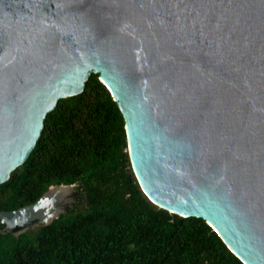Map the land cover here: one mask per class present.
I'll list each match as a JSON object with an SVG mask.
<instances>
[{"label":"water","instance_id":"95a60500","mask_svg":"<svg viewBox=\"0 0 264 264\" xmlns=\"http://www.w3.org/2000/svg\"><path fill=\"white\" fill-rule=\"evenodd\" d=\"M93 73L148 198L264 264V0H0V185ZM52 188L0 219L51 223Z\"/></svg>","mask_w":264,"mask_h":264},{"label":"trees","instance_id":"16d2710c","mask_svg":"<svg viewBox=\"0 0 264 264\" xmlns=\"http://www.w3.org/2000/svg\"><path fill=\"white\" fill-rule=\"evenodd\" d=\"M61 185H75L74 201L51 223L9 229L0 219V264H244L206 220L148 198L123 113L99 74L47 114L29 158L0 185V210Z\"/></svg>","mask_w":264,"mask_h":264},{"label":"rangeland","instance_id":"374dc122","mask_svg":"<svg viewBox=\"0 0 264 264\" xmlns=\"http://www.w3.org/2000/svg\"><path fill=\"white\" fill-rule=\"evenodd\" d=\"M60 188H68V189L66 191V190L60 189ZM52 189L53 190H51L48 193L47 198L50 199L51 201H53L51 204H52V207H54V209H64V207L66 205H68L74 201L73 194L75 192V185L53 187ZM63 190H64V192L60 193V191H63ZM37 227L38 226H35L34 228H37Z\"/></svg>","mask_w":264,"mask_h":264},{"label":"bare ground","instance_id":"6f19581e","mask_svg":"<svg viewBox=\"0 0 264 264\" xmlns=\"http://www.w3.org/2000/svg\"><path fill=\"white\" fill-rule=\"evenodd\" d=\"M60 189H64V190H66L67 191V189L68 188H60ZM53 190V189H52ZM64 190L63 191H60V193H62V192H64ZM59 193V194H60ZM57 196V195H56ZM59 196V195H58ZM49 202V203H48ZM48 202H47V206L46 207H44L43 208V210H40L41 212H42V214H44V215H47V214H49V213H54V207L52 208V202L53 201H51L50 199H48ZM51 204V205H50ZM51 207V208H50Z\"/></svg>","mask_w":264,"mask_h":264}]
</instances>
